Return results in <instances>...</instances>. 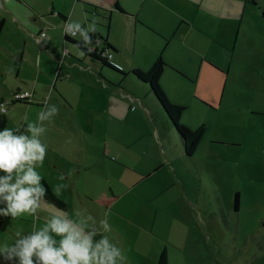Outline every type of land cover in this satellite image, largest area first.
<instances>
[{"label": "crops", "instance_id": "obj_1", "mask_svg": "<svg viewBox=\"0 0 264 264\" xmlns=\"http://www.w3.org/2000/svg\"><path fill=\"white\" fill-rule=\"evenodd\" d=\"M114 1L122 12L114 7ZM178 1L181 7L188 9L186 12L173 10ZM153 2L159 5L166 3L165 6L172 10L173 24L178 19L186 21L178 25L173 33L180 43L190 34L199 40L198 48L192 49L195 53L192 61L195 69L186 66V58L181 63L168 56L164 51L168 44L167 39L154 50L145 53L140 62L135 57L134 42L137 34L144 33L142 28L148 29L146 25H149L163 34L155 24V19L162 17V14L160 11L152 12ZM203 15L208 16L207 24L202 21ZM86 17H90V20H85ZM93 17L97 18V31L93 33L94 38L90 45L100 50L103 47L102 38L105 37L113 48H107L103 54H110L107 58L109 63L119 68L121 56L115 55L118 51L117 45L111 38L106 37V32L101 35L99 27L103 22L105 27L110 24L114 28L120 26L129 33L128 56L133 63L132 67L147 69L156 56L160 55L164 62L179 70L165 62L166 66L158 83L166 97L173 103L183 105L184 109L187 102L167 86L168 80L173 81L179 77L190 82V94H194L192 98L206 110H213L233 86L246 97L264 98V0H0L1 30L10 27L17 35L16 40L9 37L18 51L16 74L20 67L27 73L18 80H12L13 90L7 98L3 97L4 93H0V100L4 102L6 109L0 113L4 119L3 129L8 127L23 131L27 122L37 121V115L45 109V104L59 108V113L51 122H44L47 131L41 139L48 149L43 165L38 166L37 171L42 176L41 184L46 185L64 204L63 207H58L44 199L37 217L27 214L16 219L0 217V244L13 243L16 231L27 233L33 226L41 227L49 214L55 213L57 209L67 212L71 217L76 209L85 210L87 215L94 214L92 210H99L102 206L107 214L121 194L146 180L152 175L153 169L160 165L152 157L143 155L138 160L130 157L136 138H123L120 123L124 115L133 112L129 109V103L136 97L147 109L162 114L165 127L172 131L146 85L130 75L146 88L140 97L134 94L132 96L131 92L118 84L116 77L107 73L119 74L118 72L85 54L81 55L71 41L63 39L65 34L70 40L82 41L79 34H67L64 25L71 19L87 28ZM84 20L86 23L83 24ZM221 20L229 24L228 40L218 29V22ZM192 25L200 31H196ZM44 28L48 31L44 32ZM40 32L44 35L40 36ZM215 41L226 48L231 45L234 49L237 44L245 49L239 70L231 69L230 59L219 58L217 48L221 47ZM27 44L30 53L24 55ZM9 49L7 47V51ZM160 49L163 54H157ZM11 55L15 54L12 52ZM10 64L12 65L11 62ZM2 73L4 72L0 71ZM22 90L31 93L27 100L12 101V92ZM249 109L260 111L250 113L253 121V115L264 116L263 107L253 106ZM25 116L28 118L27 122ZM205 118L192 124L193 126L186 121L182 124L195 128L199 124L207 123ZM257 124L264 141V122L257 121ZM204 134L205 125L202 136ZM175 144L177 155L185 160L192 157H185L181 145L176 142ZM238 145V140H226L216 135L211 136L205 146L209 147V154L216 155L231 153L230 147L234 149ZM122 150L125 151L123 156ZM0 175L3 173L0 172ZM61 176L64 177L63 180L60 179ZM60 184L66 187L57 192V185ZM98 238L99 235L96 239ZM0 264L8 262L0 257Z\"/></svg>", "mask_w": 264, "mask_h": 264}, {"label": "rangeland", "instance_id": "obj_2", "mask_svg": "<svg viewBox=\"0 0 264 264\" xmlns=\"http://www.w3.org/2000/svg\"><path fill=\"white\" fill-rule=\"evenodd\" d=\"M165 5L153 2L151 8L153 13L160 11L162 14L155 19V24L163 34L149 25H146L148 29L142 28L144 33L137 34L134 42L135 57L140 62L145 53L167 39L164 51L168 56L181 63L186 58V66L195 69L192 49L198 48L199 40L190 34L183 44L180 43L173 33L186 21L178 19L173 24L172 10ZM173 10L186 12L188 9L181 7L178 1ZM202 21L207 24L208 16L203 15ZM100 24L101 35L106 32V37L117 45L115 55L121 56L119 69L124 72L123 75L107 73L116 77L118 84L132 96L141 95L146 91L145 86L129 73L133 65L128 56L129 33L120 26ZM218 24L219 31L228 40V22L221 20ZM192 27L200 31L196 26ZM47 31L44 28V32ZM9 37L17 39L12 28H3L0 33V71L4 73L0 74V93H4V98L13 90L12 80L27 74L23 67L16 74L18 51ZM215 42L222 48H217L219 58L230 59L231 69L239 70L245 49L237 44L234 49L231 45L226 48ZM7 47L10 48L8 51ZM12 52L15 55H11ZM160 52L163 54L161 49L157 54ZM28 53L30 47L27 44L24 55ZM167 86L187 102L180 123L186 121L193 126L206 117L205 134L192 157L185 160L176 154L175 142H180L165 127L162 114L147 109L134 97L129 103L133 112L120 120L123 138H136L130 157L134 160L143 155L152 157L160 165L146 180L121 194L107 214L101 206L99 210H92L94 214L87 215L96 220L97 228H100L101 220L111 226L110 232L100 231L122 249L127 257L126 264H153L161 248L165 249L167 264H264V226L261 224L264 218V141L257 124V121L264 122V116L253 115V121L250 113L260 111L249 109L253 106L264 108V98L246 97L233 86L213 110H206L192 98L190 82L176 77L173 81L168 80ZM216 135L226 140H238L240 145L234 149L230 147L231 153L211 155L205 145ZM124 152L122 150V156ZM234 193L237 194L235 208Z\"/></svg>", "mask_w": 264, "mask_h": 264}, {"label": "clouds", "instance_id": "obj_3", "mask_svg": "<svg viewBox=\"0 0 264 264\" xmlns=\"http://www.w3.org/2000/svg\"><path fill=\"white\" fill-rule=\"evenodd\" d=\"M64 31L72 36L79 34L85 45L90 44L89 33L97 31V18L93 17L87 28L69 19ZM30 95L24 92L22 97ZM4 111V105H0V112ZM58 113L56 105L45 104L36 122H27L24 117L27 126L23 131L8 127L0 130V217H37L41 210L47 189L41 184L37 167L43 165L48 149L41 137L47 131L44 122H51ZM65 187L57 185L56 191ZM99 223L97 228L96 220L85 210L76 209L70 217L57 209L41 227L33 226L27 233L16 231L13 243L0 244V257L8 264H126L122 249L100 231L110 232L111 226L106 220Z\"/></svg>", "mask_w": 264, "mask_h": 264}, {"label": "trees", "instance_id": "obj_4", "mask_svg": "<svg viewBox=\"0 0 264 264\" xmlns=\"http://www.w3.org/2000/svg\"><path fill=\"white\" fill-rule=\"evenodd\" d=\"M114 7L118 11L122 12L121 8L117 5L115 1H114ZM1 27H2V19L0 18V30ZM89 35L92 37V39L94 38L92 32H90ZM63 39L66 41L67 40L71 41L81 53L100 62V64L112 70H115L116 72L122 75L124 74V72L121 69L109 63L107 61V58L103 56L104 51L107 48L113 50V48L106 41L105 37L102 38L103 47L100 50L96 48L95 50H91V51H88V47L90 44L85 45L83 41L70 40L67 38L65 34L63 35ZM165 66L166 64L162 60L160 55H157L147 69L142 70L134 66L129 70V73L136 81L146 85L148 91L150 92V94L152 95V97L154 98V100L162 110L164 116L166 117L173 133L178 138L181 145L182 154L185 157H190L196 147L197 142L199 141L200 137L204 132V125L199 124L195 128H189L179 122L180 114L183 111L184 106L171 102L166 97V95L164 94L158 83L160 74ZM3 124H4V119L0 114V130H3ZM43 186L47 189L44 199L58 207H63L64 205L63 202L59 200L55 195H53L46 185L43 184ZM236 201H237V194L234 193V197H233L234 208L236 207ZM261 224L264 226V218L261 220ZM154 264H167L166 252L164 248H161L159 250Z\"/></svg>", "mask_w": 264, "mask_h": 264}, {"label": "built area", "instance_id": "obj_5", "mask_svg": "<svg viewBox=\"0 0 264 264\" xmlns=\"http://www.w3.org/2000/svg\"><path fill=\"white\" fill-rule=\"evenodd\" d=\"M39 35H40V36H43L44 33H43V32H40ZM95 49H96V48L91 47V45H89V47H88V51L95 50ZM109 56H110L109 53L105 55L106 58H108ZM24 92H28V91H27V90L13 91L12 94H11V100H12V101H25V100H27V97H28V96H23V97H22V94H23ZM3 104H4V102L0 100V105H3ZM0 113H1V112H0Z\"/></svg>", "mask_w": 264, "mask_h": 264}]
</instances>
